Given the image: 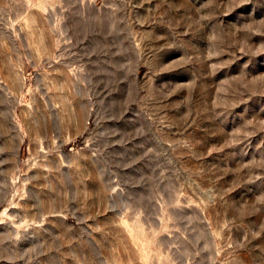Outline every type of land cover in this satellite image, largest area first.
<instances>
[{
	"label": "rangeland",
	"instance_id": "1",
	"mask_svg": "<svg viewBox=\"0 0 264 264\" xmlns=\"http://www.w3.org/2000/svg\"><path fill=\"white\" fill-rule=\"evenodd\" d=\"M0 264H264V0H0Z\"/></svg>",
	"mask_w": 264,
	"mask_h": 264
}]
</instances>
